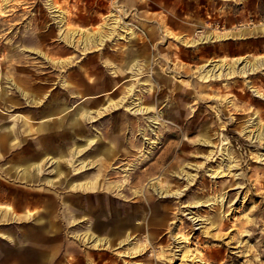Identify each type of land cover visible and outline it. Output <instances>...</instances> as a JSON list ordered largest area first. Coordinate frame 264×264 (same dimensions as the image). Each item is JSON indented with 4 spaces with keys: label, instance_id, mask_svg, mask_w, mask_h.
Listing matches in <instances>:
<instances>
[{
    "label": "rangeland",
    "instance_id": "374dc122",
    "mask_svg": "<svg viewBox=\"0 0 264 264\" xmlns=\"http://www.w3.org/2000/svg\"><path fill=\"white\" fill-rule=\"evenodd\" d=\"M51 1L57 12L47 0H0V135L12 126L15 134L0 150V206L36 210L55 225L4 221L0 211V264H264V136H249L264 126V98L252 90L264 94V68L215 79L199 73L211 59L264 54V32L254 30L264 27V0ZM60 29L110 39L84 51L67 47ZM212 32L232 35L196 46L179 39ZM126 46L146 52L135 56L137 69L125 68ZM63 47L70 52L58 53ZM43 55L71 64L54 69ZM66 79L85 100L64 95ZM104 82H115L106 93L119 87L109 97L123 96L124 105L101 109L108 101L95 88ZM55 92L64 116L46 130ZM138 103L148 110L134 112ZM86 111L72 128V115ZM86 182L102 193L76 191H94L76 185ZM25 194L29 208L18 200ZM87 230L110 244L84 241ZM134 245L144 248L130 254Z\"/></svg>",
    "mask_w": 264,
    "mask_h": 264
},
{
    "label": "bare ground",
    "instance_id": "6f19581e",
    "mask_svg": "<svg viewBox=\"0 0 264 264\" xmlns=\"http://www.w3.org/2000/svg\"><path fill=\"white\" fill-rule=\"evenodd\" d=\"M48 2V5L50 8H52V12H57L56 9H54V6L52 5V1L51 0H47ZM59 23H62L64 22V18L61 17L59 20H58ZM62 29H60L61 31ZM254 30H258L259 32H263L264 31V27L263 26H258L256 29ZM78 35V38H76V36ZM127 35L130 37H132V31L131 32H128ZM232 34L231 33H227V34H216V33H208V34H204L202 35L201 37H199L198 39H182V38H179L183 41V43H187V45H190V46H196L198 45L199 43H214V42H219L220 40H224L226 38H229ZM59 36L61 39L65 40V42L67 43V47L69 46H73L74 47V44H79L82 49H84V51H88V50H91L92 48H97V50L103 48V46H106V43L109 39H110V36L105 33H102L101 31H90V32H86V33H83V32H79L77 30H71V31H67L65 33H63L62 31L59 33ZM128 38V39H129ZM180 40V41H181ZM67 47H63V49L60 51V53H65V52H70V49L67 48ZM137 55V53H134L132 50L127 52V56H128V63L126 64V69L131 67H134L136 68L137 67V63H136V59L135 56ZM45 57V55H43ZM228 57H220L219 59L217 60H209L207 62H205L204 64L200 65L199 66V73L201 74V78H208V79H215V78H218L220 76H224V75H233V74H242V75H247L249 73H254L255 71L257 70H260V69H263L264 68V54L263 55H257V56H254L253 58L251 57V59H247L245 56L243 57H236V58H232V59H227ZM46 60H49V61H52L54 64H56L55 68H64L66 69L68 67V65H70V61L71 59L69 58H66V59H57V60H54V59H51L46 57L45 58ZM127 61V60H125ZM208 63V64H206ZM241 64V65H239ZM99 67H100V73L102 72V69L104 70L105 67L101 65V63L98 62L97 64ZM74 67V66H73ZM130 69V68H129ZM128 69V70H129ZM137 69V68H136ZM139 71V70H138ZM116 73V71H114ZM201 72H204V73H201ZM120 72L118 71V74ZM113 75V74H112ZM101 76V75H100ZM107 76L109 77H113L111 76L110 74L107 73ZM118 78V77H117ZM116 78V79H117ZM84 80V79H83ZM58 81V80H57ZM84 82V81H83ZM94 85V83H92ZM12 85L18 90L20 91L22 94H26L25 93V89H21V87L18 86L17 83L13 82ZM58 84L56 83V86L53 87V89H56L58 86ZM71 85H73L72 83L68 82L67 79L64 80L61 84V88L60 90H62L63 88H65L67 91V93H65L64 95L68 96V93L69 92H72V93H76V94H79L78 93V87L73 85L74 87H71ZM85 85V84H84ZM83 85V86H84ZM88 86V85H87ZM114 86V82H112L111 84L109 85H104V87H108V88H111ZM63 87V88H62ZM91 87V84L89 85V87H86L85 90H88L89 88ZM93 87V86H92ZM103 88V91L105 90V88ZM81 88V87H80ZM119 87L115 88L114 92L112 93V95H114L115 91L118 90ZM117 89V90H116ZM127 89V88H125ZM91 90V88H90ZM131 90V89H130ZM252 90L254 91V93L258 96H261L264 98V94L260 93L257 89H254L252 88ZM98 91V90H97ZM133 91V90H132ZM55 94H57L56 96H58V93L55 92ZM75 94V95H76ZM91 95V94H90ZM134 95V94H133ZM77 96V95H76ZM82 96V95H81ZM121 96V95H119ZM140 97V96H139ZM58 97H56L55 99H53L54 101L57 100ZM108 103L105 105V108H101L103 109V111H108V109H113L115 107H118L120 106L121 104L124 105L123 103V96L122 97H119L117 99H110L108 98ZM11 103V102H10ZM93 104V103H92ZM142 103H138V105L135 106V109H134V112H144L146 110H148L149 106L148 105H141ZM64 110L65 108H62L60 110V108L58 107V105H54L53 107V110H52V113L49 115H47L45 117V119L43 120L42 124L44 127H46V130L50 129V126H49V123H56L57 125L61 123L60 120L63 119V116H64ZM95 112L97 113L96 115H99L101 114L102 112L100 111V108H96L95 109ZM79 113L78 112H75L72 117L70 118V122L69 124L72 126L74 125H79V123L81 122L80 121V118L85 116V117H88V115H90V112L89 111H86L85 113L81 114V115H78ZM50 116V117H49ZM49 117V118H48ZM92 117V116H91ZM52 118V119H51ZM90 118V117H89ZM52 125V124H51ZM55 125V124H54ZM54 125H52L54 127ZM257 125V124H256ZM13 127V126H12ZM11 127V128H12ZM58 127V126H57ZM10 128V130H11ZM30 129V128H29ZM56 130V128H54ZM59 129V128H58ZM151 130L152 132L154 131V128L151 126ZM27 131V130H26ZM38 131V130H37ZM251 131V130H250ZM255 131H257L256 133L254 131H251L249 136L251 135L252 133V136L254 138H257V139H260L264 136V126L262 129H255ZM28 133H30V130L27 131ZM14 133V132H12ZM39 134V133H38ZM37 134V135H38ZM57 134L56 131L55 132H51V135H55ZM10 135V133H4L1 140H0V147L1 148H4L5 147V142L8 140V136ZM15 135V134H14ZM28 136V135H27ZM19 137V136H17ZM44 137V136H43ZM100 136L98 135H95L94 137H92V139H87V145L89 143H91L92 141L94 140H97ZM19 139V138H18ZM45 139V138H44ZM44 139H40L39 142H42L44 141ZM21 140V139H20ZM3 142V143H2ZM206 142V141H205ZM154 143V142H153ZM158 143V140H156L155 144ZM19 144V143H18ZM17 144V145H18ZM22 144V143H21ZM14 145V144H13ZM24 145V144H23ZM46 146V145H45ZM15 147V146H14ZM84 147V146H83ZM0 148V149H1ZM26 148V147H25ZM24 149V147H23ZM4 150V149H3ZM26 150V149H25ZM27 151V150H26ZM25 152V151H24ZM76 153V152H75ZM227 154V152H226ZM32 160V159H31ZM28 161L27 164H28V167H34L35 169H38V166H39V163L37 162H34L33 160L32 161ZM31 162H34V163H31ZM56 162L60 163V158L58 157V159H56ZM82 166H87V163H84L82 164ZM9 167V166H8ZM4 168V167H3ZM230 168V165L229 164H226V170H228ZM12 169V168H11ZM17 167H14L13 168V171H17L16 170ZM2 171V170H0ZM4 173V170L3 172ZM6 173V172H5ZM215 173H219V172H215ZM23 174L25 176H22V178H27L28 177V172L26 171V168L25 170L23 169ZM5 175V174H4ZM13 179V178H12ZM15 180V179H14ZM27 180V179H26ZM28 180H32V179H28ZM159 184V183H158ZM78 186H83V185H87L89 189L91 190H94V191H82L80 189H76V191L80 192V193H87V192H92V195H97L98 193H102V191H98L100 187H98L97 184H95V182H92V183H89V182H86L85 184H76ZM86 186V188H87ZM152 187H154V184L151 185ZM158 187V186H157ZM87 188V189H88ZM157 188L155 187L153 190H156ZM159 191L158 193H162L164 191L161 192V189L158 188ZM4 190V189H3ZM104 190V189H103ZM5 191V190H4ZM168 190H165V193H167ZM84 193V194H85ZM175 194L177 192H174ZM31 195V194H30ZM30 195L27 196V194L23 195V196H20L18 197V200L20 202H25V203H28V202H31L30 201ZM4 195H0V198H2ZM18 208V206H17ZM0 211L3 212V215H2V220L6 221V220H14V222L17 221V223H21L23 219H35L34 222H36L38 224L39 227H42L44 226V224H48V228H47V231H51L53 228H54V220L52 219H49L47 220V222L39 219L40 217L38 218H35L36 216H38V212H33V211H26L25 215L24 216H20L18 215L14 208L10 205H1L0 206ZM56 216V215H55ZM25 222V221H24ZM73 221H70L68 223H72ZM67 224V223H66ZM67 226V225H66ZM65 226V228H66ZM69 227V226H68ZM67 227V228H68ZM58 233V230H56ZM67 233V231H66ZM68 235V234H67ZM81 235L82 238H81ZM76 237L78 236V234L75 235ZM60 236H56L55 239L59 238ZM79 237L81 239H84V241H92L93 244L95 245H105V244H110L111 240L107 237H99V236H95L92 232L90 231H83V234H79ZM130 235L126 234L125 236V241H129ZM44 239V238H43ZM123 241L120 240L119 243H122ZM144 248V246H135L134 247H130L129 249V253H139L140 251H142ZM133 251V252H132ZM128 253V251H127ZM128 253V254H129Z\"/></svg>",
    "mask_w": 264,
    "mask_h": 264
},
{
    "label": "crops",
    "instance_id": "0c3cea01",
    "mask_svg": "<svg viewBox=\"0 0 264 264\" xmlns=\"http://www.w3.org/2000/svg\"><path fill=\"white\" fill-rule=\"evenodd\" d=\"M58 21V20H57ZM59 25H60V23H59ZM58 25V26H59ZM264 32V31H263ZM63 48H61L60 50H58V53H60V51L62 50ZM124 49H125V51H124ZM133 51L134 53H141V55H139L138 54V56H137V58H139V57H147V55H146V52H145V50H143V49H133V48H130V46H126L125 48H123V50L121 51V53L123 54L122 55V57H124L123 58V60H127L126 61V64L128 63V56H127V52H129V51ZM60 54H62V53H60ZM144 55V56H143ZM96 57V59L99 57V55L97 54V55H95ZM226 57H229V56H227V55H225ZM44 57V56H43ZM45 58V57H44ZM59 59H61V58H59ZM69 59H72V57H70ZM55 60H57V58H55ZM48 61V60H47ZM50 62H52V61H50ZM98 62H100L99 60H98ZM53 63V62H52ZM71 63V62H70ZM54 66H56V64H53ZM54 69H56V68H54ZM120 72V71H119ZM120 74V73H119ZM109 76H106V78H108ZM114 77V76H113ZM73 79V78H72ZM113 80H114V78H112ZM116 79V78H115ZM54 80L56 81L57 80V78H54ZM109 82V81H108ZM106 83L107 82H104V84H100V85H97V87L95 88V91H96V93H101L102 91H103V88L102 87H104V85H106ZM73 84V83H72ZM107 84H109V83H107ZM114 84H115V82H114ZM74 85V84H73ZM72 85V87H74ZM90 85V84H89ZM95 85V84H94ZM75 86H77V87H79L78 85H76L75 84ZM89 87V86H88ZM114 87V86H113ZM113 87H111V88H113ZM105 88V87H104ZM22 89V88H21ZM24 90V89H23ZM26 90V89H25ZM24 90V91H25ZM80 87H79V89H78V93L79 94H76V93H72V97L76 94L77 95V99L76 100H78L79 98H83V96H85L86 94H88V93H83V92H80ZM98 90V91H97ZM107 90H109L108 89V87H106L105 88V90H104V100H105V102L106 101H108V98H110L109 96L110 95H112V93H113V91H112V93H110V95H109V93H106V91ZM84 91V90H83ZM25 93H27L26 91H25ZM96 93H91V94H93V96H95V97H93V98H91L90 100L93 102V104H92V106H94V104H95V101L97 100V99H99V96H96ZM24 95H26V94H24ZM55 95H57V94H54V96H53V98H52V102L54 101L53 99H54V97H56ZM75 95V96H76ZM82 95V96H81ZM59 94H58V98H59ZM74 96V97H75ZM101 97H103V95H101ZM84 100H85V98H83ZM89 100V99H88ZM58 101L56 100V103H55V105H58ZM94 107H97V106H94ZM91 108H93V107H91ZM62 108H60V110H61ZM53 110V109H52ZM52 113V111L49 113V115ZM50 117V116H49ZM48 117V118H49ZM42 126H43V124H41ZM10 128H7V131L6 132H4V133H10V135L7 137L8 138V140L5 142V147H7V145L9 144V141H10V139L14 136L13 134L14 133H12L11 131H14V130H9ZM45 128H43V130H44ZM9 130V131H8ZM56 131V130H55ZM54 131V132H55ZM4 133H1L2 135H0V140H1V138H2V136H3V134ZM56 133H59L58 131H56ZM3 143V142H2ZM12 145V144H11ZM10 145V146H11ZM1 148V147H0ZM1 149H4V148H1ZM0 149V150H1ZM24 203V205L25 206H28V208H29V206L31 205V203L30 202H28V203H25V202H23ZM23 210H25V211H23L24 213L23 214H18L16 211V213L18 214V215H20V216H24L25 215V213H26V211H33V212H36V210H30V209H27V207H24L23 208ZM39 219H41V218H39ZM23 220H25V222H26V220H28V219H23ZM22 220V222L24 223V221ZM36 225V224H35ZM37 228L39 227L38 226V224H37V226H36ZM31 227H29V229H30ZM30 231V230H29ZM31 234V233H30ZM27 239L26 240H28V241H30L31 240V238L30 237H26Z\"/></svg>",
    "mask_w": 264,
    "mask_h": 264
}]
</instances>
